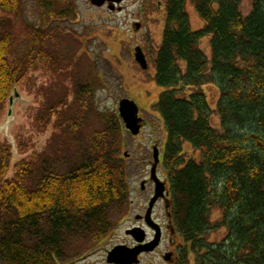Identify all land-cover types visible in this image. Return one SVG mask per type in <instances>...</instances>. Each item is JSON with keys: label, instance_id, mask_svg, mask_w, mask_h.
<instances>
[{"label": "trees", "instance_id": "1", "mask_svg": "<svg viewBox=\"0 0 264 264\" xmlns=\"http://www.w3.org/2000/svg\"><path fill=\"white\" fill-rule=\"evenodd\" d=\"M188 2L202 22L197 30ZM36 7L41 24L30 27L36 45L61 30L52 22L70 21L69 11H76L64 0H36ZM23 8V0H0V114L34 66L30 54L15 53L10 17ZM165 14L161 45L152 57L154 80L164 89L154 109L167 132L162 165L176 224L194 264H264V0H252L247 16L239 0H165ZM206 37L211 60L200 45ZM48 64L56 67L60 60L49 56ZM207 84L218 87L215 110L203 89ZM63 100L38 119L56 116L53 142L31 161H21L10 179L11 149H0L1 256L9 264H36L46 250L78 234L101 237L116 221L114 213L127 208L126 169L111 136L119 134L117 116L99 113L109 133L84 131L58 110ZM185 144L197 157H188ZM216 208L221 216L213 223ZM222 229L223 239L208 242L206 236Z\"/></svg>", "mask_w": 264, "mask_h": 264}, {"label": "rangeland", "instance_id": "2", "mask_svg": "<svg viewBox=\"0 0 264 264\" xmlns=\"http://www.w3.org/2000/svg\"><path fill=\"white\" fill-rule=\"evenodd\" d=\"M23 1L24 8L20 15L10 17L16 38L15 53L24 56L30 54L34 58V66L16 87L0 114V149L3 145L9 146L12 155L6 178L15 175L16 166L21 161H31L34 155L43 153L53 142L54 135L59 133L56 116L52 115L42 123L38 119L40 114L45 117L42 112L62 98L65 106H59L58 110L64 111L66 120L78 121L84 131L109 133L111 126L100 121L99 113L110 112L117 116L119 134L111 136L120 147L119 157L126 169L129 190L139 188L151 169L153 150L157 146L163 158L167 142L165 124L154 109L164 89L154 80L156 72L152 59L162 41L165 0H125L121 5L122 10L115 12L107 7L95 8L90 0H64L67 6H75L76 11H69L70 21L62 19L52 22V27L58 26L61 30L53 29L37 45L34 43L35 33L30 27L41 24L40 11L36 7V0ZM239 2L244 16L249 15L252 0ZM187 11L193 29L197 30L202 22L191 2L187 4ZM136 22L142 25L139 31L135 30ZM37 40L41 41V38ZM210 41L211 38L206 37L200 45L211 60ZM137 45L144 46L150 68L142 69L134 60ZM49 56L58 58L60 64L51 67L48 64ZM203 89L211 110H215L218 87L207 84ZM191 91L193 89H185L186 93ZM123 99L134 101L146 120L138 137H133L126 130L119 116V101ZM212 122L219 127L216 112ZM186 146L188 144H185V150ZM187 150L189 158L197 157L189 147ZM124 152L129 156L125 157ZM162 169L166 173L163 166ZM133 195L134 192L131 193L134 198ZM124 213L125 210L115 212L113 217L118 220ZM220 216L221 211L216 208L213 223ZM225 235L222 229L209 234L206 239L217 243ZM71 247L77 249L76 245L72 244ZM1 253L0 243V264H9Z\"/></svg>", "mask_w": 264, "mask_h": 264}, {"label": "flooded vegetation", "instance_id": "3", "mask_svg": "<svg viewBox=\"0 0 264 264\" xmlns=\"http://www.w3.org/2000/svg\"><path fill=\"white\" fill-rule=\"evenodd\" d=\"M156 162L153 153L148 176L139 188L129 190L125 213L106 233L98 238L78 234L65 246L46 250V255L38 257L36 264H187L186 261L191 264L193 256L176 224L170 180L161 168L160 155ZM158 180L163 184L160 192ZM117 248L124 253L120 258H110Z\"/></svg>", "mask_w": 264, "mask_h": 264}, {"label": "water", "instance_id": "4", "mask_svg": "<svg viewBox=\"0 0 264 264\" xmlns=\"http://www.w3.org/2000/svg\"><path fill=\"white\" fill-rule=\"evenodd\" d=\"M124 0H91V3L96 6H103L106 2L110 3L109 9L115 10V4L121 3ZM141 28L140 23H135V29L138 31ZM135 59L136 61L141 65L143 69H148V62L146 59V56L143 52V49L141 47H137L135 49ZM119 112L121 117L123 118L127 129L131 131L133 135H138L141 130V121L142 119L138 117L139 114V108L137 104L134 101H131L129 99H123L119 103ZM127 156L128 154L125 153ZM156 160L158 161V154L155 155ZM156 169H153V172L155 174ZM157 190L160 192L163 190V185L159 182H157ZM124 253L122 249L117 248L115 249L111 255L110 258H120V256Z\"/></svg>", "mask_w": 264, "mask_h": 264}]
</instances>
